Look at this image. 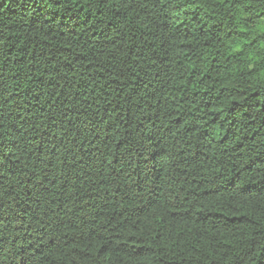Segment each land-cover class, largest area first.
<instances>
[{
	"label": "trees",
	"instance_id": "1",
	"mask_svg": "<svg viewBox=\"0 0 264 264\" xmlns=\"http://www.w3.org/2000/svg\"><path fill=\"white\" fill-rule=\"evenodd\" d=\"M0 264H264V0H0Z\"/></svg>",
	"mask_w": 264,
	"mask_h": 264
}]
</instances>
